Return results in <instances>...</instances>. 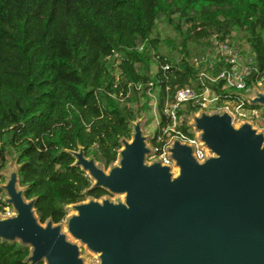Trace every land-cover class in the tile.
<instances>
[{
	"label": "trees",
	"instance_id": "trees-1",
	"mask_svg": "<svg viewBox=\"0 0 264 264\" xmlns=\"http://www.w3.org/2000/svg\"><path fill=\"white\" fill-rule=\"evenodd\" d=\"M161 18L183 36L185 56L167 57L180 70L159 67L152 74L151 50L161 54L153 36ZM235 31L245 33L246 52L264 73V0H0V171L11 148L21 164L20 185L27 187V198H36L42 222L63 221L68 204L108 194L91 188L93 180L73 165L71 151L83 146L86 155L110 166L137 117L129 103L138 93L124 101L115 96L119 88L108 60L113 50L122 52L124 76L142 83L148 100L146 90L154 83L162 120L158 132L168 125L167 99L177 87L196 83L187 43L202 44L214 33L233 41ZM140 43L145 44L141 51ZM222 85L213 88L224 99L241 100ZM183 107L197 111L186 103L179 115ZM188 129L183 123L181 130L194 138ZM30 254L29 246L0 239V264H30L25 262Z\"/></svg>",
	"mask_w": 264,
	"mask_h": 264
},
{
	"label": "water",
	"instance_id": "water-1",
	"mask_svg": "<svg viewBox=\"0 0 264 264\" xmlns=\"http://www.w3.org/2000/svg\"><path fill=\"white\" fill-rule=\"evenodd\" d=\"M253 86L252 95L236 94L264 105V90ZM236 120L229 108L199 109L188 125L198 145L174 138L166 147L170 162L148 161L155 150L141 121H132V139H121L108 170L83 146L72 150L91 188L123 196L68 204L66 231L62 221L42 222L12 159L9 174L0 171L7 176L4 202L14 209L0 214V239L29 246L30 264H87L79 243L98 254L99 264H264V131L251 119Z\"/></svg>",
	"mask_w": 264,
	"mask_h": 264
},
{
	"label": "built area",
	"instance_id": "built-area-1",
	"mask_svg": "<svg viewBox=\"0 0 264 264\" xmlns=\"http://www.w3.org/2000/svg\"><path fill=\"white\" fill-rule=\"evenodd\" d=\"M143 44L138 45V49H143ZM209 49L207 54L202 56L201 59H197L191 62L197 69L195 86L185 85L179 86L175 90L174 97L167 99L165 103V115L168 121L167 126L161 127V130L169 137L166 139L162 146L163 154L160 156L166 162H170L167 157L166 147L173 141L174 138L179 137L182 140L196 143L199 141L195 138H190L183 130H181L182 115L178 114V110L182 108L186 103H190L193 107L197 108V111L201 108H225L223 102L225 100L222 94L213 88L214 84H219L223 81L222 89H228V92L237 93L246 91L254 83L261 84L264 80V73L259 71L258 66L255 63V58L249 53H244L240 46L231 41L230 38H222L218 33H214L210 37ZM114 60V63L112 62ZM155 59L157 61V70L161 67L165 72L173 73L174 70H180V66L174 62H170L167 56L162 60L161 54H156ZM108 60L113 64L116 71L115 74V87L119 88V92L115 95L119 100L124 101L128 97H132L134 93L144 92V85L139 82H133L127 79L121 68L120 64L125 60L124 55L119 50H113V53L108 56ZM117 62V63H116ZM218 69L215 74L214 71ZM118 71V72H117ZM254 76L257 78L254 79ZM153 82H150V88L146 90L151 100L155 101V109L158 111L157 98L155 92L152 90ZM198 86V88H196ZM240 107H244L242 111L236 113L242 119H253L259 116L258 108H251L245 106V101L242 99ZM195 111V112H197ZM159 113V112H158ZM162 121V120H161ZM161 121L159 124H161ZM160 127V125H159ZM171 133L172 135L168 134ZM155 152H158L159 146L153 147ZM196 153L199 158L204 156L198 146ZM6 208V207H5Z\"/></svg>",
	"mask_w": 264,
	"mask_h": 264
},
{
	"label": "rangeland",
	"instance_id": "rangeland-1",
	"mask_svg": "<svg viewBox=\"0 0 264 264\" xmlns=\"http://www.w3.org/2000/svg\"><path fill=\"white\" fill-rule=\"evenodd\" d=\"M233 37L234 40L231 41L234 42L236 45L240 46V48L243 50V52L246 54V51H249L250 45L246 39L245 33L244 32H238L235 31L233 32ZM154 37L159 38L160 40V53L166 55L167 57H169L170 59L174 60V61H179L181 58H183L185 56V54L183 52H181V50L183 49V36L178 33L175 29V27L170 24L169 22H167L166 19L161 18L158 22H157V27L154 31L153 34ZM207 40L209 41L210 44V39H203L201 40V43H196L194 41H189L187 43V48L190 51V57H188L190 59L191 62H194L197 59H201L202 56H204L205 54H207L211 49H209V45L208 47H206L207 44ZM143 49L145 48V44H143ZM206 48V49H205ZM141 49V50H143ZM152 53V63H151V73L154 74L157 71V61L155 59L156 56V51L155 50H151ZM112 62L114 63V60L112 59ZM117 63V62H116ZM113 71H116L115 67L113 66V64L111 65ZM118 72V71H117ZM255 85H257V87L261 90H264V80L261 81V84H257L254 83ZM253 84V85H254ZM251 86L250 89H247L246 91H242L241 93L245 94V95H252L254 93L253 87ZM231 93H234L231 91ZM138 97L137 99H135L134 101L130 102L129 105L135 109L136 113H137V117L134 120L136 121H141V125H142V129H143V133L145 135H148L149 138L148 143L151 147H156L157 144H154L151 139L152 137L155 135V131L156 129H158L159 127V123L161 121V116L159 115L158 111L155 109V101L154 100H148L144 95L143 92H140V94H137ZM149 96V94H147ZM150 97V96H149ZM241 101L238 99H230V100H225L223 102V105L225 108H229L231 110H233L234 112L238 113L239 111H242L243 109H245L244 107H240ZM184 108V107H183ZM223 108V109H225ZM201 109H205V108H201ZM214 109H222V108H211V109H205L206 111H212ZM258 112H259V116L256 118H253L251 120L254 121V125L259 128V130L264 131V105L259 106L258 107ZM194 113H198L193 111V110H188L186 108H184V113L182 114V122L185 123L187 125H189V123H191L193 121V115ZM237 124L241 123V118L239 117V115H237V120H236ZM190 132L193 131L194 133V128L189 127L188 129ZM169 131H167L168 133ZM170 135H172L171 133H168ZM195 136V133H194ZM169 137V135L167 136V138ZM132 139V138H131ZM162 145V144H161ZM160 157L158 152H154L151 156L148 157V161H152L153 159ZM6 165L5 167L2 169L1 172H5L6 174H9L10 169L13 167V162L12 159H16V154L14 153V151L10 148L8 149L7 155H6ZM104 169L108 170L109 168H105L103 166ZM176 169L177 172V167H174V171ZM175 172V173H176ZM6 174L3 175V178H0V185L6 183L7 181V176ZM7 194L6 191L3 188H0V214L2 215H7V214H12L14 209L12 205L6 204L4 202V199L6 198ZM107 196L111 197L112 199H118L120 197H122V194H117V193H109L107 194ZM6 207V208H5ZM71 213H73V210H69L68 211V215H70ZM63 223V230L66 231V219H64L62 221ZM70 239H73L72 236H70ZM74 240V239H73ZM80 247H81V257L84 259V261L87 264H99V257L98 254L90 251L89 249H87L84 245H82L81 243Z\"/></svg>",
	"mask_w": 264,
	"mask_h": 264
},
{
	"label": "flooded vegetation",
	"instance_id": "flooded-vegetation-1",
	"mask_svg": "<svg viewBox=\"0 0 264 264\" xmlns=\"http://www.w3.org/2000/svg\"><path fill=\"white\" fill-rule=\"evenodd\" d=\"M158 129H159V127H158ZM158 129H156V131H155V135L152 137V139H151V141L154 143V144H157L156 146H159L160 148H159V150H158V154H159V156H161L162 154H163V150H162V146H163V144H164V142L166 141V139H167V135H166V133H164L161 129L157 132V130ZM131 138V137H130ZM130 138H128V139H130ZM162 144V145H161ZM86 156H88V155H86ZM100 162V161H99ZM104 167L105 168H108L109 166H105L104 165ZM106 195V194H105ZM44 262V264H45V261H43Z\"/></svg>",
	"mask_w": 264,
	"mask_h": 264
},
{
	"label": "bare ground",
	"instance_id": "bare-ground-1",
	"mask_svg": "<svg viewBox=\"0 0 264 264\" xmlns=\"http://www.w3.org/2000/svg\"><path fill=\"white\" fill-rule=\"evenodd\" d=\"M175 172H176V169H175Z\"/></svg>",
	"mask_w": 264,
	"mask_h": 264
}]
</instances>
